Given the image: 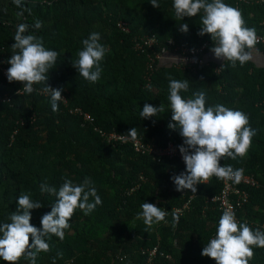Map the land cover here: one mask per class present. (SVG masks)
Masks as SVG:
<instances>
[{
    "label": "trees",
    "instance_id": "trees-1",
    "mask_svg": "<svg viewBox=\"0 0 264 264\" xmlns=\"http://www.w3.org/2000/svg\"><path fill=\"white\" fill-rule=\"evenodd\" d=\"M157 2L158 8H153L150 0H23L31 14L25 11L24 17L18 18L20 9L12 0H0L3 67H9L17 25L27 23L30 34L41 38L46 49L58 53L46 84L61 89L66 100V104L58 102L59 110L54 113L49 95L41 91L42 84L34 85L31 94H18L23 85L9 83L0 73V96H9V102L0 101V224L10 223L19 195L30 193L43 205L31 210L30 223L40 228L41 217L51 211L56 199L41 193L42 182L59 189L65 179L80 184L87 177L102 200L89 215L75 211L63 240L46 238L51 250L38 253L36 264H148L147 250L153 248L156 254L151 264H215L201 252L216 233L223 214L216 203L208 201L220 192L219 180L212 177L207 184L196 185L195 193L178 192L172 178L185 173L179 159L153 160L135 153L128 143L107 141L94 129L106 137L111 132L126 135L136 127L138 138L146 144L164 147L171 142L181 146L183 138L178 131L167 127L171 122L169 77L189 81L188 91L180 93L185 99L204 91L206 107L223 104L247 115L256 130L247 155L236 160L224 157L221 165L242 168L243 175L257 181V186L244 187L249 198L236 215L238 222L264 231V65L257 61L264 56V45H255L252 58L242 66L237 62L232 67L227 60L214 59L192 72L161 61L149 75L146 57L134 50L133 38L155 36L159 46L168 40L190 46L211 41L207 34L198 35L202 11L181 20L175 16L173 0ZM223 2L238 8L245 26L254 28L256 35L264 34V3ZM35 19L43 22L39 30L31 27ZM118 22L127 25L128 33L117 28ZM184 23L188 24L186 33L180 30ZM93 31L100 33V43L108 49L101 77L94 84L85 81L72 66L82 41ZM210 49L206 57L213 54ZM146 103L163 105L164 110L141 119L139 113ZM74 108L89 113L93 122L85 123L82 116L71 113ZM136 183L139 188L127 195ZM186 202L187 208L175 213ZM141 203L168 211L165 221L147 228L136 219ZM174 216L178 221L173 227ZM253 251L249 264H264V248L253 247ZM57 252L62 258H56ZM0 264L6 262L0 260ZM17 264L30 261L21 258Z\"/></svg>",
    "mask_w": 264,
    "mask_h": 264
},
{
    "label": "clouds",
    "instance_id": "clouds-1",
    "mask_svg": "<svg viewBox=\"0 0 264 264\" xmlns=\"http://www.w3.org/2000/svg\"><path fill=\"white\" fill-rule=\"evenodd\" d=\"M12 3L20 9L16 13L18 18H23L25 11L31 14L30 9L23 6V0H12ZM150 4L153 8L159 7L157 0H150ZM172 7L176 18L181 20L195 17L202 11L198 35L210 36L213 42L210 51L214 58L227 60L232 67L237 62L242 66L252 58L251 50L258 38L254 28L245 26L238 8L225 4L223 0H173ZM42 25V21L35 19L31 27L39 30ZM180 30L186 33L188 24H181ZM26 33H29V25L19 23L11 45L12 55L7 60V80L9 83H21L27 94L34 91V85L42 84L41 91L49 95L52 112H58V102L63 99L62 90L46 84L49 78L47 74L56 65L58 53L46 49L41 38ZM82 45L72 66L85 81L94 84L101 77V64L108 49L100 43V33L96 31L91 32ZM171 59L175 61V58ZM148 88L151 90V85ZM168 88L171 122L167 127L178 131L183 138L178 150L185 164V173L172 178L176 191L195 193L196 185L212 177L239 183L243 169L222 166L221 160L224 157L236 160L247 155L252 138L256 135L247 115L223 104L206 107L204 91H196L192 98L185 99L180 93L189 89L186 79L181 81L169 77ZM163 110V105L155 107L146 103L139 115L141 119H148ZM120 136L121 139L136 141L137 128L132 127L126 135ZM40 191L56 197L51 211L41 217L40 228L30 223L31 210L43 205L34 201L30 193L19 195L16 210L9 217L10 223L0 224V260L6 264H17L21 258L36 264L38 253L51 250L46 238L55 236L63 240L65 231L71 227L69 221L77 209L89 215L102 204L87 177L80 184L65 179L59 189L42 182ZM90 198H93L92 202ZM140 208L136 219L142 220L149 229L165 221L168 215V211L152 203H141ZM173 221L174 227L178 217L174 216ZM253 247L264 248V231L259 228L253 230L247 222H238L235 212L229 208L219 218L215 237L203 247L201 255L215 261V264H249L254 256ZM56 258H62V253L57 252Z\"/></svg>",
    "mask_w": 264,
    "mask_h": 264
},
{
    "label": "built area",
    "instance_id": "built-area-1",
    "mask_svg": "<svg viewBox=\"0 0 264 264\" xmlns=\"http://www.w3.org/2000/svg\"><path fill=\"white\" fill-rule=\"evenodd\" d=\"M261 3H264V0H258ZM117 28L124 33H128V27L123 22H118L116 24ZM256 45H264V34L257 35ZM133 48L138 54H143L146 57L145 70L147 74H152L157 69V63L161 61H168L171 65L179 70H188L195 72L197 69H200L208 64L206 61L205 52L213 46V42L204 41L199 46H190L186 43H176L174 40H168L163 45H158L157 38L155 36H143L135 37L132 40ZM171 58H175L173 62ZM217 71L219 68L216 69ZM7 69L3 67V63L0 62V73L3 79L7 80L6 76ZM23 88L19 89L16 93L22 94ZM63 99L60 101L63 104H66V100ZM1 102H9V96L7 94L0 96ZM71 113L78 114L82 116L85 123H92L93 118L87 112H84L80 108H74L71 110ZM95 131L100 133L102 138H107L109 142H117L120 144H130L131 148L135 153L141 155H149L153 160L159 161L162 158L174 159L177 158L184 165L182 157L179 153V146L174 145L171 142H168L164 147H157L154 145H149L144 143L140 138H137L136 141L131 140L130 138L125 140L121 139V134L111 132L105 137V133L99 131L97 128H94ZM140 181H143V177H139ZM221 184L220 192L208 199L209 202L216 203L217 208L220 212H224L229 208L235 212L237 221V211L247 203L249 195L244 187H254L258 183L253 179V177L248 175H243L239 183H234L231 180H221L218 179ZM210 180L204 182L207 184ZM139 188V184H135L129 190L126 191V194L129 195ZM189 202H186L181 209H175V213L180 214L184 208H187ZM216 234V233H215ZM215 234L210 238H214ZM156 254V248L147 250V263L151 264L153 257Z\"/></svg>",
    "mask_w": 264,
    "mask_h": 264
},
{
    "label": "crops",
    "instance_id": "crops-1",
    "mask_svg": "<svg viewBox=\"0 0 264 264\" xmlns=\"http://www.w3.org/2000/svg\"><path fill=\"white\" fill-rule=\"evenodd\" d=\"M214 59H216V58H214V54H211L210 56H208V57H206V61L207 62H211V61H213ZM218 59H216V61H217ZM257 61H258V63L259 64H263L264 65V56H260L258 59H257ZM219 67V66H218Z\"/></svg>",
    "mask_w": 264,
    "mask_h": 264
}]
</instances>
